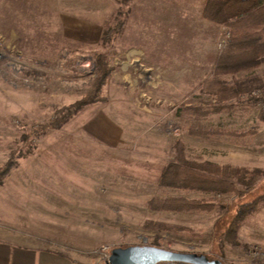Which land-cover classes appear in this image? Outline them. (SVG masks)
Instances as JSON below:
<instances>
[{"label":"rangeland","instance_id":"374dc122","mask_svg":"<svg viewBox=\"0 0 264 264\" xmlns=\"http://www.w3.org/2000/svg\"><path fill=\"white\" fill-rule=\"evenodd\" d=\"M204 2L0 0V168L13 164L0 183V227L79 264H106L113 248L129 245L264 264V204L230 238L222 232L236 194L160 182L180 143L187 160L258 169L250 184L253 194L264 191V102L254 93L264 90V55L251 69L220 75L248 90L214 109L202 83L216 56L241 48L226 46L228 28L202 16ZM99 58L109 68L103 101L50 126L91 89ZM192 124L252 135L198 136ZM168 196L214 207L150 206Z\"/></svg>","mask_w":264,"mask_h":264},{"label":"trees","instance_id":"16d2710c","mask_svg":"<svg viewBox=\"0 0 264 264\" xmlns=\"http://www.w3.org/2000/svg\"><path fill=\"white\" fill-rule=\"evenodd\" d=\"M202 16L228 28L229 34L226 43L228 48L235 46L241 48L239 52L224 51L216 56L214 75L202 83V90L212 94L219 103L214 109L224 110L233 105L228 100L238 97L240 93L248 89L238 82L230 84L220 75L227 73L235 74L246 69H251L259 63L264 55V38L262 35L264 29V0H205ZM97 63V72L91 89L81 99L61 110L59 120L51 123L50 126H59L85 105L103 101V98L99 95L109 74V68L102 58L97 59ZM250 99L253 98L251 97ZM196 111L200 112V109H196ZM259 115L264 121V110ZM190 129L192 134L204 137L228 135L234 136L238 140H248L252 135L251 132L211 129L198 124H192ZM12 165V161L10 160L0 168V183ZM258 173H260L258 169L249 172L246 169L230 165L219 166L206 161L197 163L187 160L183 154V148L179 143L176 145L175 161L168 163L163 169L160 182L162 185L174 189L202 190L208 193L232 192L236 194L234 215L226 230L222 232V235L233 238L236 228L259 205L264 204V191L253 194L252 189L255 186L250 184L252 180H258V177H256ZM236 180L246 184L244 191L236 188ZM150 206L154 209L172 211H210L214 207L210 201L190 199L182 196L152 198ZM158 227L168 230L176 228L174 225L165 226L161 224Z\"/></svg>","mask_w":264,"mask_h":264},{"label":"water","instance_id":"95a60500","mask_svg":"<svg viewBox=\"0 0 264 264\" xmlns=\"http://www.w3.org/2000/svg\"><path fill=\"white\" fill-rule=\"evenodd\" d=\"M163 261L189 264H221L218 259H208L203 254L174 251L151 245L115 247L110 251L106 264H157Z\"/></svg>","mask_w":264,"mask_h":264},{"label":"crops","instance_id":"0c3cea01","mask_svg":"<svg viewBox=\"0 0 264 264\" xmlns=\"http://www.w3.org/2000/svg\"><path fill=\"white\" fill-rule=\"evenodd\" d=\"M213 23V22H212ZM0 264H79L50 250L25 243L24 237L0 227Z\"/></svg>","mask_w":264,"mask_h":264},{"label":"built area","instance_id":"2783aa9c","mask_svg":"<svg viewBox=\"0 0 264 264\" xmlns=\"http://www.w3.org/2000/svg\"><path fill=\"white\" fill-rule=\"evenodd\" d=\"M254 93H255L257 98H259L260 100H262L264 102V90L263 91L257 90V91H254Z\"/></svg>","mask_w":264,"mask_h":264}]
</instances>
